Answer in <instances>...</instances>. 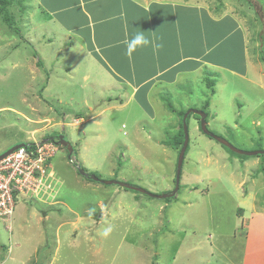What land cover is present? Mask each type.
<instances>
[{
	"label": "rangeland",
	"instance_id": "obj_1",
	"mask_svg": "<svg viewBox=\"0 0 264 264\" xmlns=\"http://www.w3.org/2000/svg\"><path fill=\"white\" fill-rule=\"evenodd\" d=\"M199 3L225 4L240 20L247 47L232 33L223 47L230 49L229 59L223 62L237 73H245L247 64V73L215 70L216 77L204 69L189 81L157 86L152 111L127 102L122 91L93 94V80H82L83 67L69 73L62 42L47 44V28L33 0L9 8L18 32L0 16V77L6 76L0 78V154L50 134L63 135L74 149L70 161L58 146L38 198L17 196L10 232L0 220V264H241L246 254L250 264H264V217L254 218L264 210V159L229 154L200 131L194 115L179 188L167 200L94 182L76 171L81 166L100 180L153 195L172 192L178 154L161 141L174 134L179 121L160 95L186 112L200 110L208 100L206 127L213 135L239 150L264 151V0ZM15 63L23 66L9 70ZM32 63L34 73L27 68ZM208 78L214 81L211 97ZM18 209L24 213L19 219ZM252 222L256 231L250 230Z\"/></svg>",
	"mask_w": 264,
	"mask_h": 264
},
{
	"label": "crops",
	"instance_id": "obj_2",
	"mask_svg": "<svg viewBox=\"0 0 264 264\" xmlns=\"http://www.w3.org/2000/svg\"><path fill=\"white\" fill-rule=\"evenodd\" d=\"M34 4L47 28V44L52 45L56 39L62 42V55L70 63L67 71L72 74L83 67L82 80H93V94L122 91L127 102L135 101L140 109L152 111L150 101L158 95L157 86L176 85L181 79L189 81L188 77L204 69L213 75L220 74L218 70L239 76L247 73V64L245 73H237L229 62H223L229 59L230 49L223 47H227L232 33H238V39L247 47V33L238 23L240 20L225 11V4L212 7L199 0H33ZM137 31L160 45L158 50L154 52L149 46L137 49L131 58L126 56L124 41ZM33 63L27 67L31 73ZM22 66L8 65L9 70ZM22 211L18 209L17 219L23 216ZM259 212L264 210L255 212L256 222L264 217L258 216ZM43 215L48 218L45 211ZM254 223H250V230L256 231ZM250 241L248 238V247ZM249 258L244 255L241 264H250Z\"/></svg>",
	"mask_w": 264,
	"mask_h": 264
},
{
	"label": "built area",
	"instance_id": "obj_3",
	"mask_svg": "<svg viewBox=\"0 0 264 264\" xmlns=\"http://www.w3.org/2000/svg\"><path fill=\"white\" fill-rule=\"evenodd\" d=\"M56 149L53 142L33 141L32 145L23 146L0 161V220L8 224L5 227L7 231H11L17 196L38 198L48 162Z\"/></svg>",
	"mask_w": 264,
	"mask_h": 264
},
{
	"label": "water",
	"instance_id": "obj_4",
	"mask_svg": "<svg viewBox=\"0 0 264 264\" xmlns=\"http://www.w3.org/2000/svg\"><path fill=\"white\" fill-rule=\"evenodd\" d=\"M189 114H193L199 117L200 120V130L203 134H205L206 136L212 138L213 140H215L217 143H219L220 145L226 147L227 149H229L231 152L236 153L238 155H243V156H258V155H263L264 157V151H253V152H247V151H243V150H239L235 147H233L232 145H230V143H228L226 140L213 135L212 133L209 132L208 128L206 127V114L201 111V110H188L184 116H183V133H184V142L183 145L178 153V157H177V163H176V172H175V187L174 190L171 193L168 194H162V195H153L149 192H147L146 190L142 189V188H138L135 187L133 185H129L127 183L124 182H119V181H115V180H110V181H103L100 180L99 178H97L95 175L93 174H88L84 169H82L80 166L76 167V170L78 171V173L85 178H89L90 180L94 181V182H101L104 185L110 186V185H117L121 188H124L126 190H131L143 195H146L150 198H156V199H166L169 197L174 196L179 188V180H180V175H181V169H182V165H183V161H184V156H185V151L188 145V127L186 125V118ZM57 144L61 147H64L68 153V159L71 158L72 154H73V147L71 145L70 142H68L63 135H59L58 136V141ZM23 147V144H18L15 145L13 147H11L10 149H8L7 151H5L4 153L0 154V160H2L3 158L9 156L11 153H13L15 150L19 149ZM264 159V158H263Z\"/></svg>",
	"mask_w": 264,
	"mask_h": 264
},
{
	"label": "trees",
	"instance_id": "obj_5",
	"mask_svg": "<svg viewBox=\"0 0 264 264\" xmlns=\"http://www.w3.org/2000/svg\"><path fill=\"white\" fill-rule=\"evenodd\" d=\"M251 2V0H249ZM254 1H257V0H254ZM20 2V0H0V16L3 20L4 23L7 24V26L9 28H12V30H14L15 32H18V29L14 28L13 27V24H12V20H10V18H12V14L10 13L9 11V8L12 4L14 3H18ZM11 16V17H10ZM13 19V18H12ZM18 34V33H17ZM264 41V38L262 40V42ZM37 54H34V57H36ZM260 59H261V62L264 64V52L261 53V56H260ZM36 65L38 67H42V62L40 60L37 61ZM217 76V74H214ZM205 85L206 87L208 88L209 90V95L210 96H213L214 95V90H213V87H214V81L213 79L211 78H208L206 79V82H205ZM160 100L163 102L164 104V107L167 109L168 112H170L171 114L175 115L177 118H178V129L174 132L173 135H169L167 136V138H165L163 141H161V144L166 146V147H169L171 150H174L175 152H177V154L179 153L182 145H183V142H184V133H183V116L184 114L186 113V111H183V110H177L175 108V106L172 104L170 98L168 96H165V95H160ZM209 106V101L206 100L205 101V104L204 106L200 109L201 111H203L205 114H206V120L208 118V112H207V108ZM192 110V109H191ZM191 115L193 114H189L186 118V125L188 126V123H189V119L191 117ZM196 118H197V121L199 119L198 116L194 115ZM201 131V130H200ZM210 132V131H209ZM211 133V132H210ZM59 135V134H58ZM46 138L47 139H52L55 143H57V137L55 135H46ZM210 138V137H209ZM33 143H23L24 146H30L32 145ZM18 145V144H17ZM222 146V145H221ZM229 154L231 155H236L240 158H245V156L243 155H238L236 153H233L231 152L229 149H227L226 147L222 146ZM7 151V150H6ZM188 151V145H187V148H186V151H185V155ZM258 151H263L262 148H259ZM185 157V156H184ZM260 157L263 159V155H260ZM263 161V160H262ZM263 166H264V161H263ZM77 167V165H76ZM81 167V166H80ZM82 168V167H81ZM83 169V168H82ZM264 169V168H263ZM77 171V170H76ZM176 171V169H175ZM78 173V171H77ZM79 174V173H78ZM89 174H93L95 175L97 178H99V176L96 174V173H89ZM85 179H88L90 180L89 178H85ZM100 179V178H99ZM92 181V180H91ZM168 193H171L170 191H166L164 194H168ZM169 198H166L164 200H167Z\"/></svg>",
	"mask_w": 264,
	"mask_h": 264
},
{
	"label": "clouds",
	"instance_id": "obj_6",
	"mask_svg": "<svg viewBox=\"0 0 264 264\" xmlns=\"http://www.w3.org/2000/svg\"><path fill=\"white\" fill-rule=\"evenodd\" d=\"M124 45H125V55L128 56L129 58L132 57V54L137 51V49L139 48H144V47H149L152 46L153 47V51H157L158 48L160 47V45L155 44L153 41H150L145 35L144 32L142 31H137L135 32L134 35L130 36L128 39H126L124 41ZM60 135V134H59ZM57 135V141H58V136ZM53 142L52 139H47V140H41L39 142ZM33 143V142H30ZM56 146V148H58V144L53 142ZM24 146V145H23ZM57 150V149H56ZM56 152V151H55ZM68 154V153H67ZM52 158V157H51ZM50 158V159H51ZM72 158V156H71ZM71 158L69 159L71 161ZM80 175V174H79ZM85 178V177H84ZM108 231H110V229L105 230V235H107Z\"/></svg>",
	"mask_w": 264,
	"mask_h": 264
},
{
	"label": "flooded vegetation",
	"instance_id": "obj_7",
	"mask_svg": "<svg viewBox=\"0 0 264 264\" xmlns=\"http://www.w3.org/2000/svg\"><path fill=\"white\" fill-rule=\"evenodd\" d=\"M57 137V136H56Z\"/></svg>",
	"mask_w": 264,
	"mask_h": 264
}]
</instances>
